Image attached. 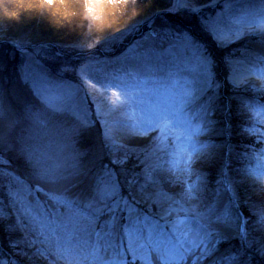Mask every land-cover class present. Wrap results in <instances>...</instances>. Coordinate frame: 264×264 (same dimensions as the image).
<instances>
[{
	"label": "snow or ice",
	"instance_id": "snow-or-ice-1",
	"mask_svg": "<svg viewBox=\"0 0 264 264\" xmlns=\"http://www.w3.org/2000/svg\"><path fill=\"white\" fill-rule=\"evenodd\" d=\"M0 126V264H264V0L0 28Z\"/></svg>",
	"mask_w": 264,
	"mask_h": 264
},
{
	"label": "clouds",
	"instance_id": "clouds-1",
	"mask_svg": "<svg viewBox=\"0 0 264 264\" xmlns=\"http://www.w3.org/2000/svg\"><path fill=\"white\" fill-rule=\"evenodd\" d=\"M150 0H0V25L38 20L87 48L129 26Z\"/></svg>",
	"mask_w": 264,
	"mask_h": 264
},
{
	"label": "bare ground",
	"instance_id": "bare-ground-1",
	"mask_svg": "<svg viewBox=\"0 0 264 264\" xmlns=\"http://www.w3.org/2000/svg\"><path fill=\"white\" fill-rule=\"evenodd\" d=\"M0 28H6L13 33L24 32L31 33L36 37H50L51 41H69L72 39V37L64 34L63 32L55 30L48 23L35 19L31 21H24L20 24H3L0 25Z\"/></svg>",
	"mask_w": 264,
	"mask_h": 264
},
{
	"label": "rangeland",
	"instance_id": "rangeland-1",
	"mask_svg": "<svg viewBox=\"0 0 264 264\" xmlns=\"http://www.w3.org/2000/svg\"><path fill=\"white\" fill-rule=\"evenodd\" d=\"M38 38L43 39V40H51L50 37H43V36H40V37H38ZM52 41H53V40H52ZM0 130L4 131L6 134H10V135H13V136L16 134L15 132L9 133V132H8V129H7L6 126H0ZM17 131H18V130H17ZM234 142H235V141H234Z\"/></svg>",
	"mask_w": 264,
	"mask_h": 264
},
{
	"label": "trees",
	"instance_id": "trees-1",
	"mask_svg": "<svg viewBox=\"0 0 264 264\" xmlns=\"http://www.w3.org/2000/svg\"><path fill=\"white\" fill-rule=\"evenodd\" d=\"M237 123H239V122L238 121H234V124H237ZM238 139H239V137H234V141H236Z\"/></svg>",
	"mask_w": 264,
	"mask_h": 264
}]
</instances>
